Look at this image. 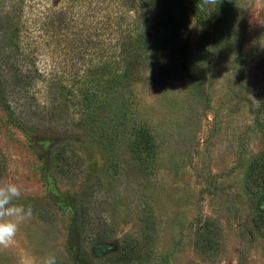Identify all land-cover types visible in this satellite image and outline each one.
<instances>
[{
	"label": "rangeland",
	"instance_id": "rangeland-1",
	"mask_svg": "<svg viewBox=\"0 0 264 264\" xmlns=\"http://www.w3.org/2000/svg\"><path fill=\"white\" fill-rule=\"evenodd\" d=\"M0 11V264H264V0Z\"/></svg>",
	"mask_w": 264,
	"mask_h": 264
},
{
	"label": "clouds",
	"instance_id": "clouds-1",
	"mask_svg": "<svg viewBox=\"0 0 264 264\" xmlns=\"http://www.w3.org/2000/svg\"><path fill=\"white\" fill-rule=\"evenodd\" d=\"M22 196V187L16 183L0 180V249L15 244L21 225L33 216L31 205L17 203ZM21 264H32L31 258H24ZM42 264H57L54 255L43 258Z\"/></svg>",
	"mask_w": 264,
	"mask_h": 264
},
{
	"label": "trees",
	"instance_id": "trees-1",
	"mask_svg": "<svg viewBox=\"0 0 264 264\" xmlns=\"http://www.w3.org/2000/svg\"><path fill=\"white\" fill-rule=\"evenodd\" d=\"M1 20H2V15L0 16V33H4L5 31L8 33L10 30H12L13 31L12 33L14 35V36L13 35L12 36L15 37V40L14 41H15V44H16V33L17 32H15V30H13V28L11 27V25L9 23L7 24V26L3 25ZM16 47H17V45H16ZM20 56H21V53H20ZM140 135H142V134H140ZM142 139H144L143 140L144 141V144H143L144 146L147 145V144H149L150 139L148 140L147 135H146L145 132H144V137L142 136ZM261 205L264 206V195L261 196Z\"/></svg>",
	"mask_w": 264,
	"mask_h": 264
}]
</instances>
